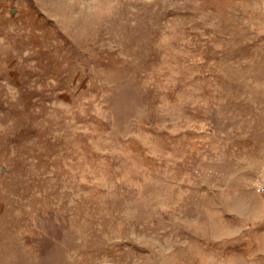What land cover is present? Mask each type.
<instances>
[{"label":"rangeland","instance_id":"1","mask_svg":"<svg viewBox=\"0 0 264 264\" xmlns=\"http://www.w3.org/2000/svg\"><path fill=\"white\" fill-rule=\"evenodd\" d=\"M264 0H0V264H264Z\"/></svg>","mask_w":264,"mask_h":264},{"label":"built area","instance_id":"2","mask_svg":"<svg viewBox=\"0 0 264 264\" xmlns=\"http://www.w3.org/2000/svg\"><path fill=\"white\" fill-rule=\"evenodd\" d=\"M262 182H261V185H260V189H261V192L264 193V168L262 170Z\"/></svg>","mask_w":264,"mask_h":264}]
</instances>
